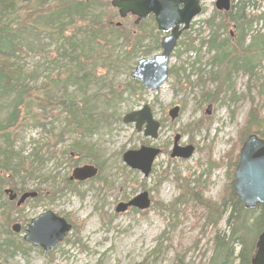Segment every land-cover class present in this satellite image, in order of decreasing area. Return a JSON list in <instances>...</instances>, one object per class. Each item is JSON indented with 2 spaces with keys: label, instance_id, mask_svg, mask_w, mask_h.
Returning <instances> with one entry per match:
<instances>
[{
  "label": "rangeland",
  "instance_id": "rangeland-1",
  "mask_svg": "<svg viewBox=\"0 0 264 264\" xmlns=\"http://www.w3.org/2000/svg\"><path fill=\"white\" fill-rule=\"evenodd\" d=\"M215 1L201 0V13L182 32L172 51L168 62L170 75L156 90L144 88L130 76L139 58L152 57L161 50L153 43L157 32L155 22L147 17L138 27L140 20L135 23V16L121 18L110 0L99 1L95 12L100 11L102 21L109 17L123 32L134 31L140 36V44L133 48L124 44L119 35L108 36L110 48H102V55L94 56L89 64L95 74L93 82L85 92L69 88L75 101L85 100L90 107L94 127L77 133V137L72 132L56 144V157L48 159L38 171L42 179L48 177L51 181L50 177H54L53 185L43 183L36 199L28 197L18 207L14 203L7 205L6 195H0V264H137L142 261L145 264H203L207 261L215 232L228 230L226 215L216 226L206 224L204 218L208 212L192 199V193L199 191L202 199L220 202L230 183V174L232 179L236 165L233 163L239 158L247 112L253 107L257 111L260 108L259 113L264 114V102L258 92L259 83L264 80V59H260L257 80H249L239 71L232 75L231 90L209 80L214 71L208 62L212 53L201 42L211 33L206 20L217 9ZM258 2V8L247 12L251 17L264 12V0ZM251 27L249 35L262 32L264 19L254 20ZM157 33L160 40L164 33ZM148 47L149 54H143ZM41 81L38 78L37 82ZM204 93H209L210 99ZM144 104L159 122L155 138L144 135L143 125L137 130L134 122L126 123L122 119ZM173 105L179 106V110L172 119L168 111ZM208 105L211 109L206 113ZM2 112L4 107L0 118L4 115ZM262 124L249 125L246 134L264 130ZM44 136L37 128H24L18 134L15 153L24 156L34 146L30 139L44 143ZM73 136L92 145L94 155L88 158L83 151L69 157L60 154L68 148ZM176 136L180 147H193L191 155L171 157ZM142 145L161 150L147 177L131 170L122 160L126 150ZM89 163L97 167V176L85 181L63 182L65 177L69 179L73 168ZM144 190L151 196L147 209L115 211L118 202L127 201ZM48 209L66 218L72 228L61 243L50 252H43L24 242L23 234L12 232L10 226L15 222L23 226Z\"/></svg>",
  "mask_w": 264,
  "mask_h": 264
},
{
  "label": "trees",
  "instance_id": "trees-1",
  "mask_svg": "<svg viewBox=\"0 0 264 264\" xmlns=\"http://www.w3.org/2000/svg\"><path fill=\"white\" fill-rule=\"evenodd\" d=\"M99 1L0 0V111L4 107L0 118V195L5 185L18 192L40 190L43 183L53 185L54 177H50L51 181L48 177L42 179L38 171L48 159L56 157V144L72 132L77 137V133L94 127L90 107L85 100L75 101L69 88L85 92L93 82L95 74L89 64L94 56L102 55V48H110L108 36L119 35L124 44L133 48L140 44V36L134 31L123 32L109 17L102 21L100 11L95 12ZM258 1L236 0L228 11L216 9L206 20L211 33L201 44L212 53L208 62L214 71L209 80L223 89H232V75L239 71L249 80L259 77L264 30L254 35L249 32L254 20L264 19V12L254 17L247 13L259 7ZM143 23L142 20L136 26ZM158 39L156 32L155 47L160 46ZM149 52L148 47L143 54ZM38 78L42 80L39 83ZM258 92L264 102V80L259 83ZM204 94L209 98V93ZM259 109L248 110L240 144L249 134L264 137V130L260 129L246 134L249 125H263L264 114ZM26 127L39 129L46 139L44 143L30 139L34 146L19 156L15 153L18 134ZM75 136L60 154L69 157L83 151L88 158L93 156L92 145ZM230 175L220 202L202 199L199 191L192 193V199L208 212L206 224L216 226L226 215L228 225L226 232H215L211 256L203 264H250L256 240L264 233V209L260 205L254 207L255 212L254 208H244L234 194ZM63 182L71 181L65 177Z\"/></svg>",
  "mask_w": 264,
  "mask_h": 264
},
{
  "label": "water",
  "instance_id": "water-1",
  "mask_svg": "<svg viewBox=\"0 0 264 264\" xmlns=\"http://www.w3.org/2000/svg\"><path fill=\"white\" fill-rule=\"evenodd\" d=\"M111 6L115 7L119 16L124 18L127 14L135 16V23L143 20L147 15L153 16L157 31L168 32L160 40L161 50L152 57H141L137 60L134 70L130 73L133 79L140 82L146 89L156 90L161 87L168 77L169 60L173 49L176 47L181 30L189 28L191 21L202 11L200 0H110ZM215 8L228 11L230 0H216ZM211 105L206 108L209 113ZM179 110L174 105L168 111L173 119ZM126 123L134 122L135 128L141 130L145 136L155 138L159 122L155 120L150 107L144 104L139 110L130 111L122 117ZM175 137L171 157L185 158L192 154L193 147L185 145L180 147ZM238 161L232 175L234 194L246 209H252L260 205L264 209V137L255 134L249 136L241 143ZM160 150L157 147L142 145L137 149L126 150L122 154V160L132 170L135 169L147 177L150 174L153 160ZM98 169L93 164H83L72 169L69 179L85 181L97 175ZM4 192L13 200L16 193L12 189L5 188ZM37 195L34 190L24 191L18 198L17 204ZM150 206L149 193L144 190L137 192L125 202L116 206V211L123 212L128 207L145 210ZM31 222L25 227L24 236L26 242L40 246L44 251L50 250L71 231L70 224L62 216H57L51 210L44 211L37 217L31 218ZM250 264H264V233H261L255 244L254 255Z\"/></svg>",
  "mask_w": 264,
  "mask_h": 264
},
{
  "label": "flooded vegetation",
  "instance_id": "flooded-vegetation-1",
  "mask_svg": "<svg viewBox=\"0 0 264 264\" xmlns=\"http://www.w3.org/2000/svg\"><path fill=\"white\" fill-rule=\"evenodd\" d=\"M130 15H131V14H127L126 16H130ZM132 16H133V15H132ZM150 16L152 17V20H153V16H152L151 14H150V15H147V17H150ZM147 17H146L145 19H147ZM135 18H136V17H135ZM143 20H144V19H143ZM140 21H142V20H140ZM156 31H157V29H156ZM158 31H159V30H158ZM158 31H157V32H158ZM183 31H184V30L182 29V30H181V34H182ZM160 32H162V31H160ZM162 33H164V34L162 35V37H163L164 35L168 34V32H162ZM181 34H180V35H181ZM162 37H161V38H162ZM158 149H159V148H158ZM159 150H160V149H159ZM160 151H161V150H160ZM159 153H160V152H159ZM159 153H158V154H159ZM69 180H70V179H69ZM70 181L75 182V180H70ZM5 188L12 189L11 187H8V186H7V187H4L3 189L5 190ZM4 190H3V194L6 195V198H7V200H8L9 202H12V203L15 204V207H18V206L22 205L23 203H25V202L27 201V198H26V200H25L24 202H22V203H20V204H17V202H18V200H19L18 198L20 197V195H21L24 191H20V192H18L17 190L12 189V190H13V193H16V197H15L13 200H10V199L8 198L9 195H8L6 192H4ZM36 192H37V195H36L35 197H32V199H36V198H37L39 192H38V190H37ZM149 197H150V201H151L150 193H149ZM128 200H129V199H128ZM123 202H125V201H123ZM118 203H120V202H118ZM118 203H117V204H118ZM117 204H116V205H117ZM115 208H116V207H115ZM128 208H132L133 210L136 209L135 207H128ZM128 208H127V209H128ZM127 209H126V210H127ZM49 210H50V209H49ZM126 210H124V211H126ZM45 211H48V210H45ZM51 211H52V210H51ZM115 211H116V209H115ZM124 211H123V212H124ZM43 212H44V211H43ZM43 212L38 213V215L41 214V213H43ZM52 212H53V211H52ZM116 212H118V211H116ZM53 213H54V212H53ZM55 214H56V213H55ZM38 215H36V216H34V217H37ZM56 215H57V214H56ZM57 216H61V215H57ZM34 217H32V218H34ZM62 217H63V216H62ZM63 218H64V217H63ZM30 219H31V218H30ZM30 219H29V220H30ZM64 219H66V218H64ZM66 221L70 224V226H71V228H72V224H71L67 219H66ZM30 222H31V220H30L27 224H25V225H23V226L21 225L20 222H17V223L15 222V223H13V224L10 226L12 232H15L16 234H17V232H21V233L23 234L22 239H23L24 242H26V241L24 240V236H25L26 233H27V231H25V227H26ZM71 228H70V229H71ZM67 234H68V233H67ZM67 234H66V235H67ZM65 237H66V236H65ZM65 237H64V238H65ZM64 238H63V239H64ZM63 239H62L61 241H63ZM26 243L31 244V245H32L33 247H35V248L41 249L43 252H50V250L53 248V247H52L50 250H48V251H44V250L42 249V247H40V246H39V247H38V246H35V245H33L31 242H26ZM59 243H61V242H59ZM59 243H57L56 245H58ZM56 245H55V246H56ZM55 246H54V247H55Z\"/></svg>",
  "mask_w": 264,
  "mask_h": 264
}]
</instances>
